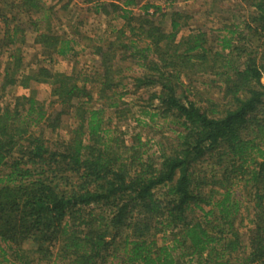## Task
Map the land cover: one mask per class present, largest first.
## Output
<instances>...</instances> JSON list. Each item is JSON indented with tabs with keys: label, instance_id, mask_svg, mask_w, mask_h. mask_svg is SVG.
Wrapping results in <instances>:
<instances>
[{
	"label": "trees",
	"instance_id": "obj_1",
	"mask_svg": "<svg viewBox=\"0 0 264 264\" xmlns=\"http://www.w3.org/2000/svg\"><path fill=\"white\" fill-rule=\"evenodd\" d=\"M84 1L124 23L93 46L97 69L81 75L24 70L21 13L48 58L66 56L75 40L52 28L53 5L0 0V53L9 51L0 89L28 90L0 105V264H264V0H244L253 33L224 29L215 50L203 31L177 38L181 11L166 30L158 4L135 15L137 0ZM127 58L144 68L132 87L153 89L137 117L123 100ZM191 72L217 77L222 103L189 97L181 77ZM33 83L47 84L59 107L48 110ZM65 115L75 123L56 138ZM129 117L137 126L168 120L173 141L147 154L139 133L127 143L111 125ZM244 220L247 243L236 225Z\"/></svg>",
	"mask_w": 264,
	"mask_h": 264
},
{
	"label": "rangeland",
	"instance_id": "obj_2",
	"mask_svg": "<svg viewBox=\"0 0 264 264\" xmlns=\"http://www.w3.org/2000/svg\"><path fill=\"white\" fill-rule=\"evenodd\" d=\"M45 5H53L51 14L52 28L57 34L63 35L66 38H72L75 42L72 43V50L66 56L55 55L51 58L41 53L40 47L33 43L34 33L29 27V20L24 14H20L19 23L26 26L25 43L21 45L22 61L24 70L33 68L41 64L51 68L53 71L64 73H77L85 75L92 73L97 69L96 57L93 55V46L95 44L105 43L106 40H113L116 36L115 29L121 27L124 20L112 16H104L102 14H94L90 11L89 3L84 0H43ZM138 3L130 6L133 14L138 15L142 13V5L146 2L160 5L164 10L165 15L155 17V20L162 25L166 30L170 29L169 13L174 10L181 11L187 25L181 28L177 34V38L181 39L183 35L189 32L203 31L207 39V45L216 49V38L222 34L225 29L237 28V32L242 34H251L253 29L248 31L246 24L250 22L252 8L244 0H137ZM65 6V8H64ZM7 9V6H6ZM8 10V9H7ZM14 10V8H13ZM149 9V11H151ZM14 12V11H13ZM251 23V22H250ZM251 25H253L251 23ZM114 29V30H113ZM250 36V35H249ZM251 37V36H250ZM256 44L264 43V34L259 37ZM241 45L249 46V42H241ZM9 51L4 49L0 53V83L3 78L4 67L9 61ZM123 66L128 69L124 70V81L127 82V94H124L123 100L130 106L131 112L139 116L137 108L139 103L144 102L153 90L151 87H141L134 89L130 79L133 75L140 74L144 68L136 66L131 58L122 62ZM182 79L189 86V97L196 99H212L218 103H222L220 91L217 88L219 84L217 77L210 73L191 72L189 76H182ZM214 81V82H213ZM216 81V82H215ZM190 82V84H188ZM36 89L37 99L44 102L46 108L55 109L59 107L57 103L50 105L51 98L50 87L47 84L32 85ZM120 91H124L120 90ZM95 92V91H94ZM28 93L27 89L20 86L7 87L5 90L0 89V105L11 101L14 95ZM94 99L96 97L95 94ZM94 105H98L97 102ZM52 107V108H51ZM113 115L112 109H106L105 116L111 117ZM113 117V116H112ZM155 122L148 125L137 126L136 122L130 117L117 120L112 119L111 125L117 126L124 133V138L129 142L130 136L139 133L142 142L144 143L143 149L147 150V154L157 155L159 147L168 146L173 140L175 135L172 131L173 127L168 120L156 118ZM147 121V119H145ZM73 118L67 115L63 116L61 126L58 128L57 137L66 139L69 134L70 128L74 125ZM45 137L51 140L54 135L46 129ZM53 140V139H52ZM208 163V162H207ZM245 207L248 205L244 204ZM239 227V232L245 243L248 238L247 220L242 223H236ZM35 241V240H34ZM34 241L27 240L24 247L29 249L34 247ZM32 253V252H31ZM106 264H118L116 259L111 260Z\"/></svg>",
	"mask_w": 264,
	"mask_h": 264
}]
</instances>
